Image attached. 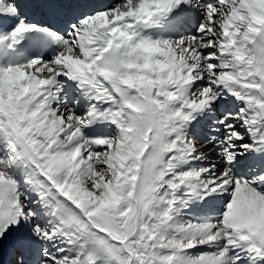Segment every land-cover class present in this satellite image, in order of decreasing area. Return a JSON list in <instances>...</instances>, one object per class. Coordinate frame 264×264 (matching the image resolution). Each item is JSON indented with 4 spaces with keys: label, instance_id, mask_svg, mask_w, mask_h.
<instances>
[{
    "label": "snow or ice",
    "instance_id": "obj_1",
    "mask_svg": "<svg viewBox=\"0 0 264 264\" xmlns=\"http://www.w3.org/2000/svg\"><path fill=\"white\" fill-rule=\"evenodd\" d=\"M0 264H264V0H0Z\"/></svg>",
    "mask_w": 264,
    "mask_h": 264
}]
</instances>
